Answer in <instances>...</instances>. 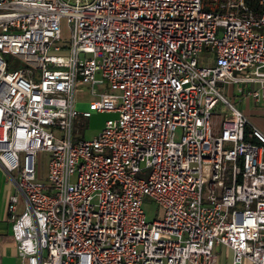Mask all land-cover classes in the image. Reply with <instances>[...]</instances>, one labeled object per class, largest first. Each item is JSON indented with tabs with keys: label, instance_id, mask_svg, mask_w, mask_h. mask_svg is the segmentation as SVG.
I'll list each match as a JSON object with an SVG mask.
<instances>
[{
	"label": "built area",
	"instance_id": "obj_1",
	"mask_svg": "<svg viewBox=\"0 0 264 264\" xmlns=\"http://www.w3.org/2000/svg\"><path fill=\"white\" fill-rule=\"evenodd\" d=\"M259 2L0 0V164L26 198L20 214L9 202L21 264H218L221 245L264 264V132L225 91L264 101ZM94 113L115 117L75 140Z\"/></svg>",
	"mask_w": 264,
	"mask_h": 264
},
{
	"label": "crops",
	"instance_id": "obj_2",
	"mask_svg": "<svg viewBox=\"0 0 264 264\" xmlns=\"http://www.w3.org/2000/svg\"><path fill=\"white\" fill-rule=\"evenodd\" d=\"M219 0H205L206 6L215 8ZM246 85H244L245 87ZM237 86L233 89L225 88L226 94L236 98L237 106L249 116L252 123L264 132V101L257 102L251 97H242L240 100L236 96ZM17 175L9 174L0 164V264H21L17 250V243L12 238V222L10 220L9 202L13 194L19 196L17 206L18 213H22L26 207V198L19 191ZM216 254L218 264H233V252L225 246H217ZM243 264H253L250 260L245 259Z\"/></svg>",
	"mask_w": 264,
	"mask_h": 264
},
{
	"label": "rangeland",
	"instance_id": "obj_3",
	"mask_svg": "<svg viewBox=\"0 0 264 264\" xmlns=\"http://www.w3.org/2000/svg\"><path fill=\"white\" fill-rule=\"evenodd\" d=\"M207 9L210 8L209 5L206 7ZM220 30H223L221 28ZM257 30L264 34V27L257 28ZM71 34L70 29L66 23V21H63V36L62 39L57 41V44L61 47L68 46L71 41ZM211 57V60L207 62L206 58ZM6 60L11 64L10 68L11 70H16L22 67L19 59L14 57L11 54H8L5 56ZM200 62L204 66H212L213 60H212V53L204 49V51L200 54ZM236 74H239L236 72ZM98 77H101V74H97ZM86 91L84 93H81L78 95L77 101H78V108L81 111L87 110L90 107V102L95 100L97 97L95 95H92L90 92V89H85ZM225 111V110H224ZM223 112V110H222ZM115 117V115L108 114V113H94L92 117L85 118L81 117L75 122L74 125V133H75V140H92L94 139L101 129L103 128L105 122L107 119ZM180 132V130H178ZM41 163H40V173H41V180L43 182H48V170H49V162L51 159V154L47 151L42 152L40 155ZM150 174V169L145 168L143 169L138 176L141 178H147ZM143 208L146 213L147 219L149 222H153L154 220L161 219L163 217V210L162 208L155 202L154 199H152L149 196H146L143 203Z\"/></svg>",
	"mask_w": 264,
	"mask_h": 264
},
{
	"label": "trees",
	"instance_id": "obj_4",
	"mask_svg": "<svg viewBox=\"0 0 264 264\" xmlns=\"http://www.w3.org/2000/svg\"><path fill=\"white\" fill-rule=\"evenodd\" d=\"M260 0H246L247 4L256 11H260L261 10V6H260Z\"/></svg>",
	"mask_w": 264,
	"mask_h": 264
}]
</instances>
